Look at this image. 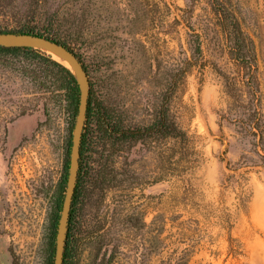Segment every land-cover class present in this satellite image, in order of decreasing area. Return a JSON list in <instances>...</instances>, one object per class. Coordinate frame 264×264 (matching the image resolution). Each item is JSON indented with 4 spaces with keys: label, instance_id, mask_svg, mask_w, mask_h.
<instances>
[{
    "label": "rangeland",
    "instance_id": "rangeland-1",
    "mask_svg": "<svg viewBox=\"0 0 264 264\" xmlns=\"http://www.w3.org/2000/svg\"><path fill=\"white\" fill-rule=\"evenodd\" d=\"M159 4L143 33L106 30L100 59L82 48L91 106L123 127L170 106L199 160L171 174L165 139L104 143L84 129L67 263L264 264V0ZM240 29L251 66L235 53ZM78 111L0 72V264H55Z\"/></svg>",
    "mask_w": 264,
    "mask_h": 264
},
{
    "label": "trees",
    "instance_id": "trees-1",
    "mask_svg": "<svg viewBox=\"0 0 264 264\" xmlns=\"http://www.w3.org/2000/svg\"><path fill=\"white\" fill-rule=\"evenodd\" d=\"M72 1L71 5L64 6L59 2L51 3L49 0H0V16L4 17L0 19V35L45 38L64 47L84 65L82 48L87 51L94 46L95 56L100 59L106 30H116L129 36L143 33L148 29L151 16L155 15L160 6V0ZM192 36L197 41L195 51L200 53L199 35L193 33ZM77 41L84 47L79 48ZM235 43L237 45L235 53L251 66L250 53L254 45L252 39L240 29ZM0 72L13 74L35 84L42 94L51 93L57 97H65L70 106L78 104L80 106V83L73 70L36 47L0 43ZM84 129H98L99 134L96 138L103 140L104 143L113 142L118 138V134H121L120 138L135 141L150 136L157 140L165 139L172 160L171 174L179 172L180 175H185L199 160L194 157L196 151L192 139L176 122L170 106L165 110L156 108L153 121L148 126L123 127L115 119L110 108L98 105L93 111L89 98ZM249 134L257 137L256 146L259 148L258 138L259 135L263 138V135L254 129H249L246 136H250ZM88 142L84 132L79 175ZM257 152L259 153V150ZM70 235L69 228L63 264H68ZM189 261L190 259L185 260V264Z\"/></svg>",
    "mask_w": 264,
    "mask_h": 264
},
{
    "label": "water",
    "instance_id": "water-1",
    "mask_svg": "<svg viewBox=\"0 0 264 264\" xmlns=\"http://www.w3.org/2000/svg\"><path fill=\"white\" fill-rule=\"evenodd\" d=\"M0 37H25V38L37 39L46 42L48 44H51L53 46H56L61 50H63L65 53H67L69 56H71L82 77L80 106L77 115V121L73 131V144H72L73 159L70 166L68 185L63 202L62 217L60 220V225L57 234L55 264H63L64 251H65L67 232H68V224L70 220L73 197L76 191L77 179L79 174L82 134L85 127L89 96H90L89 78L83 63L76 56H74L72 53L67 51L64 47L56 43H53L50 40L40 37H34V36L0 35Z\"/></svg>",
    "mask_w": 264,
    "mask_h": 264
},
{
    "label": "bare ground",
    "instance_id": "bare-ground-1",
    "mask_svg": "<svg viewBox=\"0 0 264 264\" xmlns=\"http://www.w3.org/2000/svg\"><path fill=\"white\" fill-rule=\"evenodd\" d=\"M0 41L4 42V44H6V42H13L15 44H12V45H30V46L36 47L52 55L53 58L61 61L62 63L71 66L74 70L76 69L74 67L75 63L72 64L74 61L71 58V56H69L67 53H65L60 48L53 46L51 44H48L46 42H43L37 39L25 38V37H0Z\"/></svg>",
    "mask_w": 264,
    "mask_h": 264
}]
</instances>
